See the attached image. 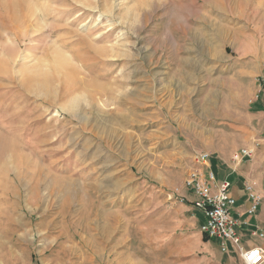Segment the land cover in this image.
Instances as JSON below:
<instances>
[{"label": "rangeland", "instance_id": "obj_1", "mask_svg": "<svg viewBox=\"0 0 264 264\" xmlns=\"http://www.w3.org/2000/svg\"><path fill=\"white\" fill-rule=\"evenodd\" d=\"M221 57L264 62V0H0V264H243L185 188L245 141L186 135L228 129Z\"/></svg>", "mask_w": 264, "mask_h": 264}, {"label": "crops", "instance_id": "obj_2", "mask_svg": "<svg viewBox=\"0 0 264 264\" xmlns=\"http://www.w3.org/2000/svg\"><path fill=\"white\" fill-rule=\"evenodd\" d=\"M198 57L199 60L196 57L197 62L189 64L195 72L198 68L202 72L207 71L210 64L214 62L212 56L210 57L205 52ZM261 63L259 64L256 59L244 61H226L225 57L218 59V64L224 71V78H218L215 81V86L224 91L223 97L227 100L229 112L227 117L231 116L228 129L222 128V125L220 128L217 127L215 118L210 119L208 122L205 119L190 123L186 121L184 125L185 128L192 129L189 130L190 134L187 133L186 135L194 140L203 137L223 140L242 138L245 140L242 144L224 146L222 143L226 142H222L214 148H209L205 151L210 155L207 166H197L205 177H207L208 172L213 174V181L209 182L212 192L217 190L221 182H229V195L235 200L230 210V215L236 222L234 229L240 238V246L243 249L253 246L264 248V134L262 132L264 126V103L263 95L259 90L258 79L262 72ZM201 89L203 90V88ZM202 94H199V109L202 112L205 111L203 109L205 103L217 106L218 97L220 96L217 95L215 89L209 88L208 94H203L206 97ZM246 103L250 105L247 106ZM205 124L207 126L203 127ZM248 126L250 128L246 130ZM240 148H254L255 153L252 159H245L238 166H234L230 158L232 153ZM195 167L193 164L192 168ZM246 184H253L255 192L260 197V204L253 214H248L247 211L249 198ZM185 188L193 195L192 189ZM189 209L196 211L193 206ZM199 213L201 215V221L199 220L201 225L204 218L200 211ZM200 234L202 238L205 237L208 240L206 242L202 240L205 246L219 249L216 240L208 239L201 232ZM260 234L263 236L260 237ZM229 251L236 252L231 245L228 246V250L225 253Z\"/></svg>", "mask_w": 264, "mask_h": 264}, {"label": "built area", "instance_id": "obj_3", "mask_svg": "<svg viewBox=\"0 0 264 264\" xmlns=\"http://www.w3.org/2000/svg\"><path fill=\"white\" fill-rule=\"evenodd\" d=\"M260 67L262 72L258 78L259 90L263 95L264 103V62L261 63ZM262 132L264 134V126ZM254 153V148H240L232 153L231 163L238 166L245 159H252ZM209 157L210 155L205 151L194 153L192 161L196 167L188 171L185 179V186L192 189L195 197L191 205L200 211L204 218L200 225V232L208 239L216 240L222 253L227 252L229 245L233 246L243 264H264V248L253 246L243 249L240 246V238L234 229L236 222L230 215L235 200L229 195V182H221L217 190L212 192L209 182L213 181V174L208 172L207 177H205L202 171L197 168V166H207ZM246 191L249 198L247 211L248 214H253L260 204V197L255 192L253 184H246ZM259 236L262 237L263 235L260 234Z\"/></svg>", "mask_w": 264, "mask_h": 264}, {"label": "trees", "instance_id": "obj_4", "mask_svg": "<svg viewBox=\"0 0 264 264\" xmlns=\"http://www.w3.org/2000/svg\"><path fill=\"white\" fill-rule=\"evenodd\" d=\"M202 240H203L204 242L208 241L205 237H203Z\"/></svg>", "mask_w": 264, "mask_h": 264}, {"label": "bare ground", "instance_id": "obj_5", "mask_svg": "<svg viewBox=\"0 0 264 264\" xmlns=\"http://www.w3.org/2000/svg\"><path fill=\"white\" fill-rule=\"evenodd\" d=\"M14 12V11H13ZM15 14V13H14ZM81 16V15H80ZM83 16V15H82ZM84 261H86V259H84Z\"/></svg>", "mask_w": 264, "mask_h": 264}]
</instances>
